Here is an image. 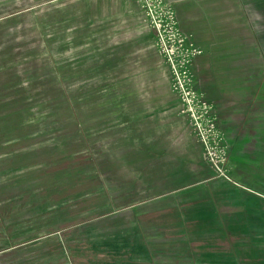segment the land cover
<instances>
[{
  "label": "rangeland",
  "instance_id": "1",
  "mask_svg": "<svg viewBox=\"0 0 264 264\" xmlns=\"http://www.w3.org/2000/svg\"><path fill=\"white\" fill-rule=\"evenodd\" d=\"M192 1L0 0V264H264L175 77L192 42L188 85L227 101L253 34Z\"/></svg>",
  "mask_w": 264,
  "mask_h": 264
},
{
  "label": "crops",
  "instance_id": "2",
  "mask_svg": "<svg viewBox=\"0 0 264 264\" xmlns=\"http://www.w3.org/2000/svg\"><path fill=\"white\" fill-rule=\"evenodd\" d=\"M237 1L243 32L252 33L253 41L238 47L242 67L227 72L229 81L239 82L236 90L228 92L232 98L212 100L211 105L217 109V127L229 153L228 171L240 183L231 186L237 196L234 202L230 196L227 199V223L239 226L232 230L243 249L250 247L246 242H253L254 256L264 258V0ZM192 5L203 11L209 23L217 17L208 0H193ZM216 50V45L209 46L205 53Z\"/></svg>",
  "mask_w": 264,
  "mask_h": 264
},
{
  "label": "built area",
  "instance_id": "3",
  "mask_svg": "<svg viewBox=\"0 0 264 264\" xmlns=\"http://www.w3.org/2000/svg\"><path fill=\"white\" fill-rule=\"evenodd\" d=\"M187 43L186 52L181 60V70L179 72L175 70V77L182 91V98L187 101H195L200 115L206 118L204 125L199 127V133L209 161L221 175L230 179L227 167V146L223 143L221 133L217 127V114L211 105L201 99L199 94L188 85L190 83L188 82L190 75L188 64L200 50L193 46L192 42ZM192 114L196 116L194 111H192Z\"/></svg>",
  "mask_w": 264,
  "mask_h": 264
}]
</instances>
